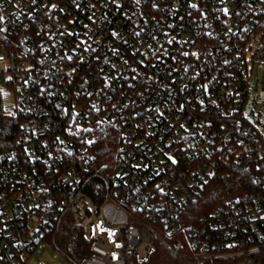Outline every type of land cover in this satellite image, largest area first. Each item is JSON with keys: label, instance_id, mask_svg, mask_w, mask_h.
Wrapping results in <instances>:
<instances>
[{"label": "built area", "instance_id": "2783aa9c", "mask_svg": "<svg viewBox=\"0 0 264 264\" xmlns=\"http://www.w3.org/2000/svg\"><path fill=\"white\" fill-rule=\"evenodd\" d=\"M0 17L15 92L11 112L0 102V264L51 250L149 264L161 248L264 264V123L249 106L264 0H0ZM101 129L118 138L108 173ZM229 164L252 186L188 221ZM68 216L92 244L81 262L56 239Z\"/></svg>", "mask_w": 264, "mask_h": 264}, {"label": "trees", "instance_id": "16d2710c", "mask_svg": "<svg viewBox=\"0 0 264 264\" xmlns=\"http://www.w3.org/2000/svg\"><path fill=\"white\" fill-rule=\"evenodd\" d=\"M4 38V34L0 32V42ZM117 147L116 133L109 129H101L100 138L95 144V154L102 171L108 173L114 168ZM251 186L250 176L242 169L231 164L222 167L217 176L204 188L199 201L188 206V214H192L188 221L192 220L193 216L195 219L200 218L227 200L241 196ZM56 239L60 247L76 262H81L93 254L91 242L88 241L84 231L70 216L61 225L60 231L56 234ZM195 256L199 257L196 258ZM198 261L203 262L198 263ZM241 262V259L236 258L217 259L210 262L205 261L200 253L195 254L187 251L185 255L176 256L165 248H161L149 264H240ZM128 264L136 263L131 260Z\"/></svg>", "mask_w": 264, "mask_h": 264}, {"label": "rangeland", "instance_id": "374dc122", "mask_svg": "<svg viewBox=\"0 0 264 264\" xmlns=\"http://www.w3.org/2000/svg\"><path fill=\"white\" fill-rule=\"evenodd\" d=\"M9 76L0 75V86L3 85V89H0V102L4 107L5 113L11 112L15 106V92L13 88L6 84ZM249 106L254 108L253 120L260 119L261 123H264V66L255 67L253 77L250 82V97ZM46 262L47 264H69L62 256L58 255L54 251H49L47 257L43 258L38 255L30 259L29 264H37L38 259Z\"/></svg>", "mask_w": 264, "mask_h": 264}, {"label": "snow or ice", "instance_id": "6c2138e0", "mask_svg": "<svg viewBox=\"0 0 264 264\" xmlns=\"http://www.w3.org/2000/svg\"><path fill=\"white\" fill-rule=\"evenodd\" d=\"M0 19H2V17H0Z\"/></svg>", "mask_w": 264, "mask_h": 264}]
</instances>
